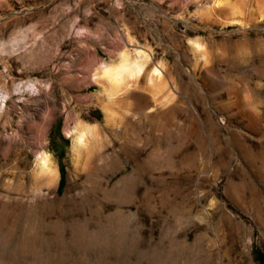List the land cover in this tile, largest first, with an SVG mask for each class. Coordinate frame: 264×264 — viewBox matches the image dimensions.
I'll list each match as a JSON object with an SVG mask.
<instances>
[{"label":"rangeland","instance_id":"rangeland-1","mask_svg":"<svg viewBox=\"0 0 264 264\" xmlns=\"http://www.w3.org/2000/svg\"><path fill=\"white\" fill-rule=\"evenodd\" d=\"M0 93V264H264V0H0Z\"/></svg>","mask_w":264,"mask_h":264},{"label":"bare ground","instance_id":"bare-ground-1","mask_svg":"<svg viewBox=\"0 0 264 264\" xmlns=\"http://www.w3.org/2000/svg\"><path fill=\"white\" fill-rule=\"evenodd\" d=\"M233 19H236V21L239 20L238 17H235ZM193 45L195 49H199V47L201 46V43L198 41H194ZM135 51H136L135 58H131L128 52H124L121 54V59L119 60V62L117 63L104 62L101 65L100 73L98 74V77L101 78L104 82V92H105L104 95H106V99H108L107 101L112 100L113 96L118 91H120V88L126 82L127 78L130 79V77L132 78L139 74L141 75L145 68L147 61L151 59L150 54L146 49L142 47H136ZM161 73H162L161 67L156 64L150 70V80L149 81L153 82L154 79H160ZM21 90L22 89L20 87H17L15 89V92H20ZM6 99H7V96L4 95L3 93H0V102H2L4 106H7ZM69 132L73 134V151H74L75 159L76 161L80 162V156L82 154V151L84 150L85 147H87L89 140L96 133V126L78 123L74 127V129L70 130ZM50 155L51 154H49L48 152H43L37 159V167H38L39 175L41 178V182L43 184L49 183V181L53 178L52 174L55 168H54ZM262 190L264 191V187H262Z\"/></svg>","mask_w":264,"mask_h":264}]
</instances>
